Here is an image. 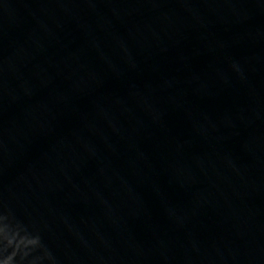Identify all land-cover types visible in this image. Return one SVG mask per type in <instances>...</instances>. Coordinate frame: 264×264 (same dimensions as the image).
I'll return each instance as SVG.
<instances>
[{
  "label": "water",
  "instance_id": "95a60500",
  "mask_svg": "<svg viewBox=\"0 0 264 264\" xmlns=\"http://www.w3.org/2000/svg\"><path fill=\"white\" fill-rule=\"evenodd\" d=\"M0 264H264V0H0Z\"/></svg>",
  "mask_w": 264,
  "mask_h": 264
}]
</instances>
